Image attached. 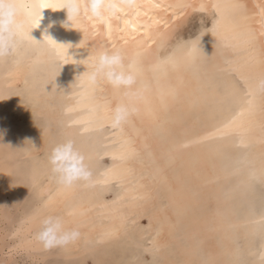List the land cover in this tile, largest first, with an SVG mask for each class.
I'll use <instances>...</instances> for the list:
<instances>
[{"label":"bare ground","instance_id":"6f19581e","mask_svg":"<svg viewBox=\"0 0 264 264\" xmlns=\"http://www.w3.org/2000/svg\"><path fill=\"white\" fill-rule=\"evenodd\" d=\"M84 2L81 0L82 5ZM60 3L61 0H17L19 33L15 51L21 48L27 53L24 44L29 43L38 48L45 64L58 63V73L68 67L70 78L67 82L64 78L51 82L47 97L30 99V105V102L26 103V97H22L24 100H20L17 107L19 114L28 110L46 111L50 117L58 119V128L53 130L58 132L60 140L72 138L75 141L90 168L103 156L102 152L115 154L108 166L98 172L92 171L93 186L80 183L52 193V181L41 185L39 192L49 197L47 204L30 219L29 231L43 216L59 210L68 199L78 197V208L91 210L90 207L98 203L94 193L99 185L110 184L116 178L119 180L115 181L119 183L118 197L120 195L127 203L128 211L139 206L137 196L153 194L158 199L157 204L150 206L146 227H141L137 235L142 238L147 231L153 233L162 264H255L256 253L264 248V216L258 217L257 210L256 215L245 211L244 217L239 216V204L236 206L235 201L243 197L250 204L259 198L258 193L249 194L246 189L256 177L264 184V126L258 120L264 119V95L256 92L257 107H252L229 62L255 89L256 81L264 76V0H132V7H124L103 21L82 10L72 25L67 20L66 9H59ZM195 15L212 20L210 31L203 30L200 37L191 40L192 43L177 45L181 40L178 35ZM112 50L121 51L125 67L136 72V83L130 95L104 80H98L95 86L87 84L86 78L97 54ZM242 51L246 52L245 57ZM70 73L76 78L72 79ZM21 75L19 70L12 73L15 80ZM221 87H228L227 92L233 94V101L240 105L234 117H231V106H224L227 92ZM60 103L62 107H56ZM118 104H127L136 111L117 128L123 138L110 142L103 135L102 127L111 123ZM0 106L6 108L4 103ZM215 110L220 113L215 114ZM239 126L245 129L243 142L250 145L251 151L238 161V169H235L240 174L236 177L232 171H225L221 163L225 157L232 155L231 159H234L241 154V145L234 140ZM49 135L50 131L38 144L39 149L45 146ZM90 135L97 138L101 148L98 143L86 141ZM45 164L48 165L47 158ZM251 168L252 172L249 171ZM237 178L243 181L244 191L234 186ZM39 183L40 178L35 179L34 184ZM224 183L231 184L228 193L223 191ZM7 192L0 180V196ZM143 203V208L151 205L150 199ZM119 204L105 203L100 216L87 221L80 230V239L66 249L75 252L89 237L104 254L117 258L119 264H146L139 260L137 246L129 247L134 241L130 234L134 228L132 231L127 229V217H118L114 212ZM255 207L254 201L253 212ZM236 230L244 240V244L241 240L244 251L234 240ZM257 232H260L257 237L263 234L259 245L253 242ZM174 243L176 246L171 250ZM128 247L130 252H126ZM201 248L205 257L200 253ZM242 251L247 256H242ZM245 257H248L247 263Z\"/></svg>","mask_w":264,"mask_h":264},{"label":"rangeland","instance_id":"374dc122","mask_svg":"<svg viewBox=\"0 0 264 264\" xmlns=\"http://www.w3.org/2000/svg\"><path fill=\"white\" fill-rule=\"evenodd\" d=\"M196 16L197 15H195L194 17L191 18V21L189 22L186 29L183 30L180 35H178L179 40L180 39L181 40L179 41L180 44H179V42H177L178 43L177 45H181V43H182V45L192 43L191 40H194L195 38L200 37L203 30L204 31L205 30L210 31V28L212 25V20L206 18L203 15H200V16L198 15L197 17ZM198 17L201 18L200 21L197 20V19H199ZM199 22L200 23L202 22V23L198 24ZM190 26H191V29H190ZM194 27H196V28H194ZM200 27H202L203 29ZM18 31H19V29H17V32ZM198 31H200V32H198ZM197 33L198 34L200 33V34L198 35ZM22 35H24L23 36L25 38L24 41L28 42V38L25 36V34H22ZM183 36H185V37H183ZM26 38H27V40H26ZM186 42H188V43H186ZM26 44H27V46H26ZM30 45H29V43L24 44V50L26 47L25 52L27 51V53H24V51L22 52L21 51L22 49L20 48L19 50L17 49V51H15L17 53V55H16V53H14L12 56L6 58L3 61H0V103H4L5 107H6L4 109V107L0 106V180H1V183L4 185V187H6V189L8 191L7 192L8 194H6L5 196H0V209H2V210H0V264H119V261H117V258H114V257H112V255H109V254H104L103 249H101V247L99 245L93 244L89 237H86V239L83 240L81 247L79 249L75 250V252L74 251H68L66 249V247L54 248V249L45 251L42 248V246L34 239V234L38 231L39 226H40V222L37 225H35L29 231L30 219L34 215H36V213L39 212L44 205L47 204V198L49 197V195H45V194H42L39 192V189L42 187L41 185L47 183L48 181L49 182L52 181L53 188H54L52 193L59 192L62 189V186H60L56 182L52 173L50 172L49 166L45 164L46 158L48 157V154L50 153L52 147L54 145H56L57 142L59 143L62 140H60V138L58 136L59 135L58 132L53 130L54 127H57L56 124H57L58 119H56L54 117L52 118V116L50 117V115L46 111H41L42 113L40 112L41 113L40 114L39 111H33L32 112L31 110H28L27 112H25V113H27V115L25 113L19 114L20 111L18 110V108H19L18 103L20 100L21 101L24 100V99L22 100V97L23 98L26 97L25 98L26 103L28 104L30 102L28 104V105H30L31 104L30 99H33V98L38 99L39 97H47V94L49 92H51L50 87H49L51 82L56 81V79H58V78L59 79L64 78V79H66V82L69 81V79H70V78L68 79V77H69L68 67H66V70H64L62 73H60V72L58 73V71H59V70H57V64L58 63L53 61L50 64H45V62H43L41 60V58L37 52L38 48H36L32 45L30 46ZM29 48L31 49V51ZM52 48L53 47H51V45H50V50H52ZM19 53H20V55H19ZM21 53H23V54L21 55ZM34 53H35V57H34ZM28 54H29V56H28ZM23 55H25V56H23ZM242 55H243V57H245L246 52L242 51ZM37 56H38V58H37ZM11 60H12L13 64H12ZM5 62H6V64H5ZM22 63H23V65H22ZM15 64H17V66H15ZM3 66H6V67H3ZM31 66H33V67H31ZM229 66H230V69L232 68L231 71L234 72L233 74L235 76V79L237 76L236 80H237L238 84L240 85L241 89L245 92L247 100L250 103V105L254 108L257 107V96H256V91H254L255 89L252 87V85L250 83H247V81L235 69V67L233 66V64L231 62H229ZM33 68H34V70H33ZM7 70H9V71H7ZM18 70L21 71L22 75L19 79L15 80L12 77V73L15 71H18ZM23 70H25V71H23ZM43 70H44V72H43ZM45 70H47V71H45ZM30 72H32V73H30ZM48 72H50V73H48ZM65 74H66V77H65ZM47 75H48V78H47ZM71 77H72V79L76 78L75 75L73 76V74H71ZM52 78L55 80H53ZM86 81H88L87 84L91 85V83L88 80V77L86 78ZM95 84L96 83H94V84L92 83L91 86H95ZM221 88L224 92H227V91L229 92L228 87H221ZM225 89H227V90H225ZM32 92H33V94H32ZM228 92L226 93L227 95H226V98L223 101V103H224V106L225 105L231 106V109H230L231 110V117H234L236 114H238L240 105L237 104L235 100L233 101V99H235L234 95L230 94ZM254 97H256V98L254 99ZM62 105L63 104L60 103V105H56V107L61 108ZM8 106H10V108ZM34 112H37L38 115ZM219 113H220L219 111L215 110V114L218 115ZM33 115L36 117H34ZM39 115L40 116L43 115V116L39 117ZM38 117L42 121H39V119H37ZM24 119H26L27 121H25ZM258 120L260 121L259 122L260 125L264 126V123H262V121H264V119L259 118ZM26 122H27V124H26ZM32 123H33V125H31ZM102 128H103V132H104L103 135L107 136L108 137L107 139L110 142H113V141L115 142V140L118 141V140L123 138V135H121L120 131L117 128H113L111 126V123L105 124L104 127H102ZM111 129H113V130H111ZM244 130L245 129L243 127L239 126L237 128V132L235 134L236 136L234 135V138H235L234 140L241 145L240 148L243 152L242 151L240 152V149H239V152L241 154L239 157H238L239 153L237 154L238 158H236L234 156L235 160L231 159V158H233V156L230 155L227 158L225 157V159L221 163V165L225 171L226 170L232 171V173H234L236 177H238V175L240 174L235 169L236 167L238 169V166H237L239 163L238 161L240 160V158L245 156V154H247L246 152L249 153L251 151L249 149L250 145L243 142L244 141V138H243L244 137V134H243ZM49 131H50V135H49L48 139H46L45 146L42 149H39L37 147L38 144L41 141H43L44 138H46L48 136ZM88 138L86 141L89 140L88 142H90V143L94 142V144L98 143L96 141L97 138H95L94 135H90ZM241 138H243V139L241 140ZM91 139H92V141H91ZM101 146L102 145L99 144L98 148H101ZM47 148H48V150H47ZM244 150H246V151H244ZM107 153H109V152H102L101 155H103V156H101V158L98 160L99 162L97 161L96 164L95 163L92 164V166H94V167H91V170L93 172H98L104 166L109 165L112 157L114 156L112 154H115V153H109V154H107ZM116 154H117V152H116ZM120 154H122V152ZM124 154L125 153L123 152L122 155H124ZM229 159H231L232 161L234 160V162L231 163V160H229ZM236 160H237V162H236ZM31 162H32V164H34V167L31 164ZM100 164H101V166H100ZM47 169L49 171H46ZM36 171H37V173H36ZM249 171L252 172L253 169L251 168ZM39 178H40V183H39V185L36 186L34 184L35 179L37 180ZM116 180L117 179L114 178L112 181H110V184L104 185V183H103V184L99 185V189L96 190L94 193L95 199L98 201V203L95 204V206L93 205L92 207H90L91 210L79 209L77 206V202H78V200H80V198L76 197V199H73V200L68 199L66 201V203L59 210L54 211L51 215L61 216L64 219L65 224L68 228H78L80 231L82 229L83 225L87 221H89L93 217L100 216L101 210H103L105 203L119 204L121 202L118 205V207L115 208L116 210L114 209L115 210L114 212L117 214L118 217H121V218H123L125 216L127 217V226H126L127 229L132 231L134 228L133 232L130 233L132 235V237L134 238V241H133V244L129 245V247H133V245L135 244L137 246V248L135 250H136V252H139V260L144 261L146 264H162V257L159 254V252L157 251V248H156L157 245L154 242L153 233L147 231V234H145L142 238L140 237L141 239L137 235V234H139L140 230L143 227H146L147 220H148V217L150 215L149 211H151V208H152L150 206L157 204L158 199L153 194H151L153 197L150 196V194L137 196L138 201H139V203H138L139 206L135 210H133L132 212L128 211L125 208V205L127 203L122 200L120 195L118 197V193L120 194L119 189H118L119 183L118 182L115 183ZM257 180H258V178L256 177V179L253 180L252 185L246 189L247 190L246 192L247 193H249V192L250 193L251 192L258 193L257 195L259 197L258 198L259 200L253 199L250 202V204L251 203L253 204V206H252L243 197H242V199L238 198L239 202L236 199L237 202L235 201V205L236 204L240 205V206L238 205V208H237L239 216L244 217V215L246 214L245 211L246 212L251 211L253 215L257 214V216L258 215L259 216L262 215L261 217L264 216V212H262V211H264V207H262V206H264V200H263L264 199V184L262 181H260V180L257 181ZM117 181H119V180H117ZM258 182H259V186L257 185ZM235 183H234V186L238 187V188L236 187V189H238L239 191H242V190L244 191V188L242 186L243 181L240 182V180L238 179L236 185H235ZM112 184H114V185L112 186ZM230 185H231L230 183H224L223 184V191L225 193H228V191L230 189ZM257 188L259 191L257 190ZM251 190H253V191H251ZM105 192H107V193L105 194ZM116 194H117V196L114 197ZM154 198H156V199H154ZM112 199H114V200H112ZM148 199H150L151 205L143 208L142 207V206H144L143 201H147ZM254 201H255L256 207H255V210L253 212ZM240 203L241 204L244 203V204L241 205ZM120 205L122 207H120ZM259 207L261 209H263L261 211L263 214L260 212L261 209L259 210ZM239 208H243V209H239ZM246 208L248 210H246ZM139 209H141L142 212H140ZM138 211H139V213H138ZM255 211L258 212L259 214L258 213L255 214ZM127 212L129 214H127ZM147 212H148V215H147ZM65 213H67L69 216L67 217L65 215ZM128 215H129V217H128ZM135 218H136V220H135ZM262 220L263 219H260V221H262ZM262 225H264V224H262ZM236 232H238V231L237 230L235 231V238L237 240L236 239H234V240H235L236 244L240 247V249L242 248V250H243L244 247H243L242 243L244 244V240H242L243 238L241 239V237H239ZM149 233L151 235H149ZM257 234H260V232H257L254 234L255 236H253V242H255V244L259 245L260 241L263 240V234L261 235L262 237H260V235H258V237H257ZM255 237L257 239H255ZM138 239H140V240H138ZM145 239H147V240H145ZM150 239L151 240L153 239V240L151 241ZM146 241L149 243V245ZM154 246H155V249L153 248ZM175 246L176 245L174 243L170 247V249L172 250V247L175 248ZM129 247L126 249V252L131 251ZM202 249L203 248L200 249V253H201V255L203 254V256L205 257L206 253L204 252V249L203 250ZM243 251H242V256L245 255V253L243 254ZM115 253H113V255H115ZM245 256H247V254ZM160 258H161V260H160ZM245 258H244V261L247 263V261H249L248 257L246 259ZM153 261L156 263H152Z\"/></svg>","mask_w":264,"mask_h":264},{"label":"clouds","instance_id":"9594fccd","mask_svg":"<svg viewBox=\"0 0 264 264\" xmlns=\"http://www.w3.org/2000/svg\"><path fill=\"white\" fill-rule=\"evenodd\" d=\"M132 6L128 0H85L83 5L81 0H61L59 9H66L67 20L71 21L72 25L82 10H86L93 18L104 20L122 8ZM18 13L17 0H0V61L12 56L17 48ZM53 42L57 43L55 40ZM124 61L125 57L119 50L100 51L88 75L89 82L94 84L98 80H104L115 89H124L125 95H130L136 83V72L130 67L126 68ZM255 91L264 95V76L256 81ZM135 111L134 107L127 104H118L112 114L111 126L121 127ZM47 163L56 182L64 188H71L80 183L89 187L95 184L86 157L72 138H66L54 145L48 154ZM80 237L78 228H68L61 216L51 214L41 218L39 229L34 234V239L45 251L66 247L78 241ZM255 264H264V248L256 253Z\"/></svg>","mask_w":264,"mask_h":264},{"label":"snow or ice","instance_id":"6c2138e0","mask_svg":"<svg viewBox=\"0 0 264 264\" xmlns=\"http://www.w3.org/2000/svg\"><path fill=\"white\" fill-rule=\"evenodd\" d=\"M128 3L130 4V5H132V0H128ZM237 7H240L239 5H237ZM103 21V20H102Z\"/></svg>","mask_w":264,"mask_h":264}]
</instances>
